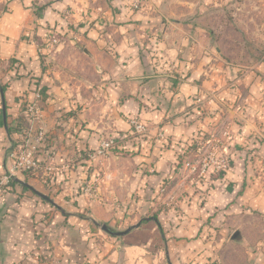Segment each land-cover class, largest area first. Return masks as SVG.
Instances as JSON below:
<instances>
[{
	"label": "crops",
	"instance_id": "1",
	"mask_svg": "<svg viewBox=\"0 0 264 264\" xmlns=\"http://www.w3.org/2000/svg\"><path fill=\"white\" fill-rule=\"evenodd\" d=\"M148 6L135 10L131 0H0V79L11 57L21 61L22 76L4 96L0 89V177L13 167L9 151L18 129L31 124L19 104L27 90L44 93L34 125L48 133L59 162L97 148L105 135L129 132L134 118L147 128L146 147L134 158L98 157L111 173L95 199L79 194L71 180L47 185L39 171L14 178L0 203V264H212L217 256L221 264H264V218L238 213H264V187L250 183L232 203L233 182L245 163L235 168L243 173L228 174L236 177L227 184L198 185L182 199L172 188L156 205L157 219L142 222L151 207L146 182L174 172L179 144L238 108L243 131L234 138L237 147L249 142L245 130L264 127V91L251 105L245 95L246 103L228 108L242 98L243 74L212 55L210 34L166 24ZM52 31L62 42L45 55L40 49ZM67 111L74 115L65 119ZM84 171L79 166L75 174ZM133 192L143 198L127 206ZM223 219L218 233L214 227ZM93 221L121 230L140 225L117 237ZM217 233L220 245L212 241Z\"/></svg>",
	"mask_w": 264,
	"mask_h": 264
},
{
	"label": "rangeland",
	"instance_id": "2",
	"mask_svg": "<svg viewBox=\"0 0 264 264\" xmlns=\"http://www.w3.org/2000/svg\"><path fill=\"white\" fill-rule=\"evenodd\" d=\"M139 1L142 2L141 6L135 10H140L146 5H149L148 7L153 10L155 9L158 14L162 15L161 17L166 24L172 26H190L210 34L212 39V55H217L220 60L219 62L224 63L226 67L236 68V73H238L237 76L243 74L241 88L239 87L242 92V98L238 96L237 99L231 101L232 106H228V108L230 107L231 110H234L238 108L234 107L237 102L239 105L241 103H246L247 100L245 95H249L247 98L249 99L247 105H251L250 103L253 100L256 102L257 94L261 93V90L264 91V0ZM19 68L20 65L17 69L16 66L12 67L9 60L8 69L6 71L7 74L0 79V83L9 86L14 79L17 80L21 78L22 76L16 78ZM24 94L20 96V99H23ZM238 100L242 102L240 103ZM243 108L244 107H242V109ZM240 114H242L240 113V108H238L236 114L230 112L222 113L221 119L212 124L211 129L200 130L188 141L184 142L185 144H179L180 148L177 149L180 154L174 163L176 165L174 167V172H171L165 177L158 176L154 182L149 180L151 184L146 182L151 191H145V199L147 201L149 198L151 207H148V211L144 214L145 216L149 218L155 213H160L161 209H155L156 205L164 200L167 193L172 188L178 187V199H182L186 196H191L189 190L192 187H196L197 189L198 185H201L200 187L204 185L209 187L211 183L214 185L215 182L223 183L222 185H224V183L227 184L230 179L234 180L236 177L229 178L228 174L231 171L235 173L238 172V174L244 172V170H239L240 172L235 170L236 167L242 168V163H245V168L247 169L240 176L239 180L233 182L237 186V194L234 196L232 203L237 202L239 196L244 193L243 191L248 184H255V188L264 187V127L258 126L256 128H249L248 131L245 130L243 135L248 139L250 138L248 140L249 142L245 146L242 145V147H237L234 138L238 132L241 133L243 131V129H240L242 126L240 121L241 118H237V115ZM244 114L245 113H243L242 116H244ZM28 118L30 119L31 117ZM134 119L139 120V118ZM30 123L27 129H18L20 134L18 139L15 140V145L11 147L9 156L14 149L18 150V144L26 143L23 139L29 137V139H33L31 135L26 136L27 131L34 124L32 122ZM235 124L238 125L236 126L238 128L235 127ZM130 125L131 128L129 132H126L129 133V135H139V137L147 135V131L144 133L135 132L131 120ZM126 133L122 132L105 135L104 138L100 140L97 148L87 151V160L83 158L85 154L77 153L76 156H71V158L65 160V162H59L56 146L52 140H50L48 133L45 132V139L37 149V156L40 157L39 155L42 154L43 158H41L43 169L39 170V174H42V182L45 183L48 179L51 180L53 177L54 180H52L51 183L49 181V185H62L71 180V182L79 184L77 187L79 194L83 193L88 195L90 199H95L98 197L99 185L105 177L106 172L107 177H109L108 174L111 173V170L107 168L103 160L98 159V157L112 154L114 157L118 158H134L138 150L141 151L142 148L146 147L144 138L139 141L140 144L134 146L132 144L133 140L131 139L133 137L128 138V136L124 135ZM107 138L116 139L114 147L119 146L124 148L123 151L117 153L111 148L110 152L107 154H97V149H99L101 142ZM29 145L31 146L33 144L29 143ZM234 145L236 148L235 154L231 151ZM234 155L239 157V159H235ZM209 160H212V163L205 166L204 162ZM187 161H191L197 169L193 170L187 167L185 165ZM178 163H180V167L175 169ZM137 164L145 169V165L142 163ZM224 164H226L224 168H217V166ZM250 165L251 168L248 169ZM79 166L85 167L83 176L81 173L78 175L75 174L78 172ZM47 167H49V169H47ZM203 169H205V171H203ZM72 170H74L75 175L71 174ZM146 171L147 169L143 170L142 173ZM150 171L153 173L152 169ZM18 176L19 175L16 177ZM77 176H79V178H76ZM88 186H90L92 190L87 192ZM147 195L149 196L147 197ZM140 198H143V194L141 196L139 192H133L129 198L130 202H126L127 206L133 201L137 203ZM177 208L178 207H176V210ZM239 212H246L249 215L262 216L264 218V213L252 208H240L238 213ZM220 214H223L224 217V213ZM224 219L218 222L217 227H214L218 233L225 225L226 221ZM112 229L115 231H122L118 227H113ZM218 233L215 235L216 238L214 237V239H212L213 243L215 242L216 245H220L217 243L219 237ZM216 245H213L212 248L219 247ZM217 257L218 259L212 261V264H221L220 257ZM212 258H214V256H212Z\"/></svg>",
	"mask_w": 264,
	"mask_h": 264
},
{
	"label": "built area",
	"instance_id": "3",
	"mask_svg": "<svg viewBox=\"0 0 264 264\" xmlns=\"http://www.w3.org/2000/svg\"><path fill=\"white\" fill-rule=\"evenodd\" d=\"M141 1L132 0V8L138 9L141 6ZM62 42V37L58 33H50L47 36L46 41L44 42L43 47L40 49V52H45L47 55H51L56 52L57 47ZM40 102H41V94L37 92L35 97L28 103L26 113L28 117H31L30 120L32 123H37L41 118L40 111ZM133 125V129L137 133H144L147 131L146 126L138 119H132L131 121ZM32 125L30 129L27 131L26 136L33 137V139H23L26 141L25 144H18V150H13L10 153V157L13 159V167L6 173H4L0 177V203L4 198L7 187L13 182L14 178H16L19 174H33L34 172H38L43 169V165L40 162L39 157L37 156L38 146L45 139V132L37 128L35 125ZM29 143L33 145H29ZM116 144V139L107 138L103 140L97 149V154H107L110 152L111 148ZM210 157V155H209ZM208 157V158H209ZM207 159V158H206ZM212 163V160L205 161L204 165L208 166ZM185 165L193 170H196L197 167L191 163V161H187ZM226 164L217 166L218 169L224 168ZM49 169V167H47ZM205 171V169H203ZM91 186V185H90ZM88 186L87 192L91 191L92 188Z\"/></svg>",
	"mask_w": 264,
	"mask_h": 264
},
{
	"label": "trees",
	"instance_id": "4",
	"mask_svg": "<svg viewBox=\"0 0 264 264\" xmlns=\"http://www.w3.org/2000/svg\"><path fill=\"white\" fill-rule=\"evenodd\" d=\"M44 7H45V5H40V6L38 5V8H39V9H44ZM51 33H53V31H52ZM45 55H47V54H45ZM9 60H10L11 66H12V67L16 66V69H17V67L21 64V61H20L19 59L15 58V57H11ZM18 74H19V73L16 74V78H19V76H21V75H18ZM7 88H8V85H7V84L0 83V89H2L3 91H6ZM30 91L33 92V95H34L36 92H39V93L41 94V100L43 99L44 93H43L42 90L36 88L35 90L32 89V90H30ZM33 95L31 96L30 93H29V91L27 90V91H25V94H24L23 99H20V100H19V104L23 107L22 110H24V112H25V117L28 115V114L26 113L27 105H28L29 101L32 99ZM63 115H65V116H64L65 119H68L69 116H73L74 113H73L72 111H67V112H65ZM124 135H125V136H128V138L133 137V138H131V139L133 140V141H132V144H133L134 146L137 145V144H140L139 141L142 140L143 138H144V140L147 139V136H143V135H142L141 137H139V135H129V133H126V134H124ZM131 139H130V140H131ZM91 149L93 150V148H90V150H91ZM123 149H124V148H121V147H119V146H115V147H113V150H114L115 152H117V153L123 151ZM136 153H137V152H136ZM81 154H85V156H84L83 158H84L85 160H87V158H88V153H87V151H86V152H83V153H81ZM175 166H176V165H175ZM179 167H180V163H178V166H177L175 169H177V168H179ZM52 180H54L53 177H52L51 180L48 179V180L45 182V184L49 185V181H50V183H51ZM158 212H159V211H158ZM158 215H159V213H155V214L151 215V217H149V218L157 219ZM147 218H148L147 216H144V217L142 218V222L146 221ZM92 223H93L94 225H96V227H99V224H98V223H95V221H93ZM162 230H163V229H162Z\"/></svg>",
	"mask_w": 264,
	"mask_h": 264
},
{
	"label": "water",
	"instance_id": "5",
	"mask_svg": "<svg viewBox=\"0 0 264 264\" xmlns=\"http://www.w3.org/2000/svg\"><path fill=\"white\" fill-rule=\"evenodd\" d=\"M1 93H2V95L4 96V91H3L2 89H1ZM3 102H4V108H5L6 106H5V100H4V98H3ZM17 180H18L19 182L23 183V184H26L24 181H22V180H20V179H18V178H17ZM139 225H140V222L137 223L136 225L130 226V227H128L127 229L122 230V231H115L114 229H112V227H110V226L107 225V224H100V227H101V229H102L103 231L109 233L110 235L119 237V236H123V235H125L126 233H128L129 231H131L134 227H137V226H139Z\"/></svg>",
	"mask_w": 264,
	"mask_h": 264
}]
</instances>
